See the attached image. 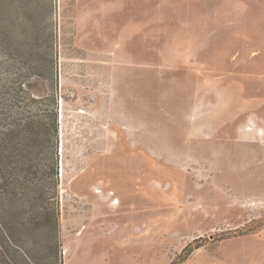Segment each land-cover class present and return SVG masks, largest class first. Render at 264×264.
Returning <instances> with one entry per match:
<instances>
[{
    "label": "rangeland",
    "instance_id": "374dc122",
    "mask_svg": "<svg viewBox=\"0 0 264 264\" xmlns=\"http://www.w3.org/2000/svg\"><path fill=\"white\" fill-rule=\"evenodd\" d=\"M0 60V264H264V0H0Z\"/></svg>",
    "mask_w": 264,
    "mask_h": 264
},
{
    "label": "trees",
    "instance_id": "16d2710c",
    "mask_svg": "<svg viewBox=\"0 0 264 264\" xmlns=\"http://www.w3.org/2000/svg\"><path fill=\"white\" fill-rule=\"evenodd\" d=\"M2 61L0 60V66L2 65ZM13 64L16 65L14 62ZM10 64V70L6 72V78L0 80V89H2V93L4 96L7 95L8 103H3L0 105V124L6 122L5 126H3V130H0V165L5 162L6 159L9 161V165L11 164V170L13 173H16L17 169V160L19 148L17 143H15V139H17L22 129L20 128V121L18 119V115L15 114L14 107L10 106V99L8 95L10 91L16 89L20 84V79L22 78V72L18 69L14 68L11 69L12 65ZM14 66V65H13ZM17 66V65H16ZM51 94H49L50 96ZM10 96V95H9ZM11 98V96H10ZM49 100L52 101L53 106L52 108H43L42 114H40L39 119L37 120V130L36 133L41 137V139H54L56 140V148L58 143V135H59V124H58V111L57 106L58 103L53 98L49 97ZM16 105V104H15ZM16 164V165H13ZM56 174H58L57 166L55 168ZM1 171V169H0ZM1 180V178H0ZM7 182V180H6ZM4 184H0V189L4 187ZM5 191V190H4ZM9 191H5L2 193L0 190L1 195H7ZM57 223V219H56ZM264 225V217L260 219L253 220L250 224L244 228L246 231L242 234L249 233L251 231H255L256 229L260 228ZM2 224L0 223V231L2 230ZM240 235V234H239ZM232 236H226L224 238H229ZM223 238V237H222ZM0 239L2 236L0 235ZM198 240H194L192 243L188 244L182 252L174 259L171 264H181L183 263L188 257L192 254V252L201 246V244L196 243Z\"/></svg>",
    "mask_w": 264,
    "mask_h": 264
},
{
    "label": "bare ground",
    "instance_id": "6f19581e",
    "mask_svg": "<svg viewBox=\"0 0 264 264\" xmlns=\"http://www.w3.org/2000/svg\"><path fill=\"white\" fill-rule=\"evenodd\" d=\"M62 146H63V148H64V142H62ZM119 201H115V203H118Z\"/></svg>",
    "mask_w": 264,
    "mask_h": 264
}]
</instances>
